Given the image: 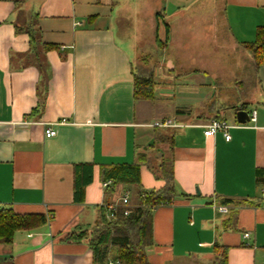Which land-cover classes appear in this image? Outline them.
Instances as JSON below:
<instances>
[{
  "label": "crops",
  "instance_id": "1",
  "mask_svg": "<svg viewBox=\"0 0 264 264\" xmlns=\"http://www.w3.org/2000/svg\"><path fill=\"white\" fill-rule=\"evenodd\" d=\"M217 17L220 27L211 20ZM260 26L264 0H0V204L45 216L0 242L2 264H93L87 240L75 234L99 217L102 167L151 165L163 151L176 193L188 197L153 210L149 263L264 264V49L256 65L243 45ZM197 32L205 42L198 53L191 49ZM144 42L188 48L199 67L182 77L171 66V73L138 70L134 58L144 60ZM233 49L254 77L250 105L234 104L233 121L222 110L193 113L223 78L208 64ZM135 73L153 78L151 99L135 97ZM174 87L188 101L168 114L162 101ZM239 110L248 114L245 123L237 121ZM211 119L230 125L228 140L221 131L204 135ZM167 120L172 125H160ZM48 127L55 135L45 136ZM75 174L86 179L82 202L74 199ZM165 184L140 165L141 188ZM135 190L118 185L110 199Z\"/></svg>",
  "mask_w": 264,
  "mask_h": 264
},
{
  "label": "trees",
  "instance_id": "2",
  "mask_svg": "<svg viewBox=\"0 0 264 264\" xmlns=\"http://www.w3.org/2000/svg\"><path fill=\"white\" fill-rule=\"evenodd\" d=\"M27 33L32 36L30 30ZM243 45L251 52L255 64L258 65L264 49V26L257 28L254 41L243 42ZM48 47H53V44ZM153 87L152 77L134 74L136 98L151 99ZM144 161L150 166L155 178L165 180L166 184L162 189L141 188L140 165ZM144 161L114 163L101 169L102 180L108 183L104 186L105 201L100 207L99 217L91 228L75 234V238L87 240V245L93 254V264H108L109 260H114L115 264H150L146 249L153 243V210L160 205L170 203L177 196L188 197L185 193H176L171 163L151 166L148 160ZM85 180L82 175L75 174L74 199L77 202L83 201ZM118 185L136 187L130 197L131 212L124 216L123 206L120 205L114 212V217L109 219L106 217L105 204L113 202L110 198ZM44 221V215L18 214L0 204V242L8 244L17 230L29 229Z\"/></svg>",
  "mask_w": 264,
  "mask_h": 264
},
{
  "label": "rangeland",
  "instance_id": "3",
  "mask_svg": "<svg viewBox=\"0 0 264 264\" xmlns=\"http://www.w3.org/2000/svg\"><path fill=\"white\" fill-rule=\"evenodd\" d=\"M211 20H214L216 23H218L217 26L220 27V19L218 17L212 18ZM218 29L219 31H216V35H222L223 29ZM201 34L202 32H197L196 36H193L191 38V40L193 41L191 49H195L197 53L198 51H205L202 49V47L205 46V42L200 41L201 39H203L200 37ZM217 38L218 37L215 36V40H217ZM219 43L220 42L217 41L216 45L218 46ZM213 50L217 51L219 49L214 46ZM233 50H231L229 53L219 52L221 62H218V65L210 66L208 64L209 73L212 74V70L217 74H222L223 78L217 82L218 85H214L215 88H212L211 92H207L208 95L206 94L203 100L199 101V105L193 104V113L199 112L202 116H206L212 115L213 109L222 110L224 117H226L228 121H233L235 114L234 104L239 102L247 103V105H250L251 93H253V88L255 85L254 77L252 74L250 75L249 69L247 71V68L240 64V59L237 56V52L236 50ZM190 51L191 50L188 48H177L174 44H170L165 49H158L157 47L153 48L151 46H147L144 42L143 47L138 52V55L144 59V62L141 60V58L139 59L135 57L134 64L135 67H138V70L142 69L144 72H148L150 70L152 71L153 69L159 67L164 71V73H171L172 69L170 71H167V66H171L172 68H174V70H172V74L176 75L177 77H182L188 75L189 73H194L196 71V67H199L197 66V62H193L190 59ZM217 55L218 52L215 53V56ZM143 71L141 73H143ZM237 80L241 82L235 83V81ZM170 91L172 94L171 98L162 101L164 102L162 106L168 114L174 108L176 102L184 104V101H188L181 98V95L179 93L180 90L178 87H174ZM183 91L188 92L189 89H185ZM189 101H194V98ZM160 153L161 152H159L158 154ZM168 155L169 154L166 153V151H163L162 156L154 155L151 161V165L170 163ZM0 264H2L1 261Z\"/></svg>",
  "mask_w": 264,
  "mask_h": 264
},
{
  "label": "built area",
  "instance_id": "4",
  "mask_svg": "<svg viewBox=\"0 0 264 264\" xmlns=\"http://www.w3.org/2000/svg\"><path fill=\"white\" fill-rule=\"evenodd\" d=\"M249 120H255V111H251L250 113V118ZM161 126H168L172 125L171 120L164 121L163 123L160 124ZM204 127V135L205 136H211L215 134L217 131H221L225 140H228L230 138L228 128L230 127L229 124L225 120L221 119H211L209 120L206 124L202 125ZM55 130L48 127L45 129V136L50 137L55 135ZM107 182H104L103 185L105 186ZM122 205L123 206V215L127 216L131 212V204H130V196L128 192H124L121 197L117 201H113L112 203L105 204V209H106V217L107 218H113L114 217V212L116 211L117 207ZM217 209L221 212H227L228 209L226 206H218ZM245 238L249 236L248 232H245L243 234ZM116 262L114 260H109L108 264H115Z\"/></svg>",
  "mask_w": 264,
  "mask_h": 264
},
{
  "label": "water",
  "instance_id": "5",
  "mask_svg": "<svg viewBox=\"0 0 264 264\" xmlns=\"http://www.w3.org/2000/svg\"><path fill=\"white\" fill-rule=\"evenodd\" d=\"M236 116H237V121L240 123H245L246 121H248V114L245 110L237 111Z\"/></svg>",
  "mask_w": 264,
  "mask_h": 264
}]
</instances>
